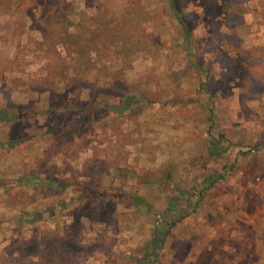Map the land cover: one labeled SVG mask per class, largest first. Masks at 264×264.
Here are the masks:
<instances>
[{"label":"rangeland","instance_id":"1","mask_svg":"<svg viewBox=\"0 0 264 264\" xmlns=\"http://www.w3.org/2000/svg\"><path fill=\"white\" fill-rule=\"evenodd\" d=\"M176 1L0 0V264H264V0Z\"/></svg>","mask_w":264,"mask_h":264},{"label":"trees","instance_id":"2","mask_svg":"<svg viewBox=\"0 0 264 264\" xmlns=\"http://www.w3.org/2000/svg\"><path fill=\"white\" fill-rule=\"evenodd\" d=\"M224 1H230L231 4L228 5V9H227V13H228V20H229V24L232 25L233 27L235 25H242L244 22L243 19V9H241L239 6L242 5L243 3H247L253 0H224ZM170 5L172 7V9L174 10L177 19L182 23L183 29H184V39L187 43L191 42V33L189 30V26L187 24H185L184 19L181 17V15L179 14V5L177 4L176 0H169ZM127 98V97H126ZM92 107H88V108H82V111H87L88 109H90ZM37 112H34L32 110H19L17 115H16V120L17 121H23V120H28L30 118H33L35 116ZM1 117L3 119H7L9 120V117H7V114L5 112H1ZM255 151H258L261 149V146H256L252 148ZM224 177L220 176H210L206 179V184L204 185L203 189L201 190V198H203V194L209 190V188H211L212 186H214L215 184H217V182H219L220 180H222ZM207 184H209L207 186ZM119 194L121 195L120 197L116 196H108L107 199H109L110 197L115 198L116 200H118L119 202H123V203H129L131 200V196L129 194L123 193L118 191ZM92 196V197H91ZM85 198H105V196H102L99 193H91L88 195H85ZM125 200H129L128 202H125ZM201 199H198L196 201V203H200ZM29 214L27 215L26 213H22V215L19 217L18 221L19 223H23V221L25 220V217H28Z\"/></svg>","mask_w":264,"mask_h":264}]
</instances>
